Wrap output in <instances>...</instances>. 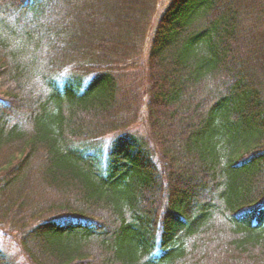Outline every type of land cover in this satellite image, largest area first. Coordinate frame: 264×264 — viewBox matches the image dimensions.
Wrapping results in <instances>:
<instances>
[{
	"label": "trees",
	"instance_id": "obj_1",
	"mask_svg": "<svg viewBox=\"0 0 264 264\" xmlns=\"http://www.w3.org/2000/svg\"><path fill=\"white\" fill-rule=\"evenodd\" d=\"M161 5L0 0V242L27 264H264V0Z\"/></svg>",
	"mask_w": 264,
	"mask_h": 264
},
{
	"label": "rangeland",
	"instance_id": "obj_2",
	"mask_svg": "<svg viewBox=\"0 0 264 264\" xmlns=\"http://www.w3.org/2000/svg\"><path fill=\"white\" fill-rule=\"evenodd\" d=\"M168 1L169 0H162L161 8L164 9V7L167 5ZM160 11H161V9H160ZM142 127H143L142 123H139V125H137L135 128L138 129L140 133H143ZM0 247L3 248L2 250L6 253V255L8 257L14 258L17 264H27L24 257L21 256V253L18 251V249L16 248V246L13 243L5 242L4 244H1V242H0Z\"/></svg>",
	"mask_w": 264,
	"mask_h": 264
},
{
	"label": "clouds",
	"instance_id": "obj_3",
	"mask_svg": "<svg viewBox=\"0 0 264 264\" xmlns=\"http://www.w3.org/2000/svg\"><path fill=\"white\" fill-rule=\"evenodd\" d=\"M8 22L14 24V22H15V16H10V17L8 18ZM91 79H92V77L89 76L88 79H87V81H85V83H84V85H83V87H84L85 89H86V87H87V84L91 82Z\"/></svg>",
	"mask_w": 264,
	"mask_h": 264
}]
</instances>
